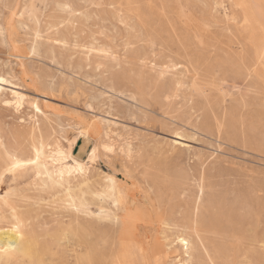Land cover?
<instances>
[{
	"label": "rangeland",
	"instance_id": "rangeland-1",
	"mask_svg": "<svg viewBox=\"0 0 264 264\" xmlns=\"http://www.w3.org/2000/svg\"><path fill=\"white\" fill-rule=\"evenodd\" d=\"M0 78V264H264V0H0Z\"/></svg>",
	"mask_w": 264,
	"mask_h": 264
},
{
	"label": "bare ground",
	"instance_id": "bare-ground-1",
	"mask_svg": "<svg viewBox=\"0 0 264 264\" xmlns=\"http://www.w3.org/2000/svg\"><path fill=\"white\" fill-rule=\"evenodd\" d=\"M0 82H3V79H1L0 78ZM15 95H16V102H19L20 101V99H21V97H20V95L19 94H17V93H15ZM34 152V151H33ZM82 149H80L79 150V152L77 153V157H80L81 155H82ZM74 158V157H73ZM75 159V158H74ZM78 159V158H77ZM36 160H38V159H36ZM17 162H19L21 165L23 164V161L22 160H19V159H12L11 160V163H10V169L11 170H15V168H17V167H14V165L17 163ZM77 164H78V162L77 161H75ZM43 167V166H42ZM45 173V172H44ZM47 178V177H46ZM48 179H49V177H48ZM50 180V179H49ZM51 186H53V185H51ZM56 186V185H55ZM58 186V185H57ZM110 186V185H109ZM82 197V196H81ZM70 199V198H69ZM82 199V198H81ZM97 199V198H96ZM68 200V199H67ZM77 200V199H76ZM99 201V200H98ZM78 202V201H77ZM68 203H69V201H68ZM100 203H101V201H100ZM98 204H99V202H98ZM185 240V239H184ZM188 246H189V244H188ZM12 250V249H11ZM188 251H189V249H188ZM186 256V255H185ZM190 260V259H189ZM188 262V261H187ZM188 263H190V261L188 262Z\"/></svg>",
	"mask_w": 264,
	"mask_h": 264
},
{
	"label": "snow or ice",
	"instance_id": "snow-or-ice-1",
	"mask_svg": "<svg viewBox=\"0 0 264 264\" xmlns=\"http://www.w3.org/2000/svg\"><path fill=\"white\" fill-rule=\"evenodd\" d=\"M30 163H34V161H30ZM23 165H21L19 162H17L14 167H22Z\"/></svg>",
	"mask_w": 264,
	"mask_h": 264
}]
</instances>
